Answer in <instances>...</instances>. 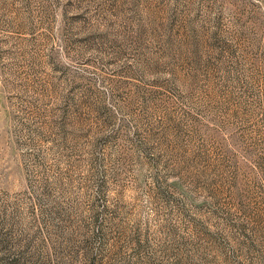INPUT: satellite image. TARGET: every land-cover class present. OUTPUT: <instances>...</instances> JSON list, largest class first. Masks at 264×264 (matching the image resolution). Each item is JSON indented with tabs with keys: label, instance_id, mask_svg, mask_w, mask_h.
Returning a JSON list of instances; mask_svg holds the SVG:
<instances>
[{
	"label": "rangeland",
	"instance_id": "374dc122",
	"mask_svg": "<svg viewBox=\"0 0 264 264\" xmlns=\"http://www.w3.org/2000/svg\"><path fill=\"white\" fill-rule=\"evenodd\" d=\"M0 264H264V0H0Z\"/></svg>",
	"mask_w": 264,
	"mask_h": 264
}]
</instances>
